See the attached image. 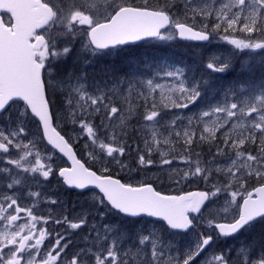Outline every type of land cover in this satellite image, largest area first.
<instances>
[{
	"label": "snow or ice",
	"instance_id": "snow-or-ice-1",
	"mask_svg": "<svg viewBox=\"0 0 264 264\" xmlns=\"http://www.w3.org/2000/svg\"><path fill=\"white\" fill-rule=\"evenodd\" d=\"M176 36L233 51L117 62ZM245 52L264 58V0H0V264H264V235L221 247L264 225V78L212 75ZM153 169L175 194L119 178Z\"/></svg>",
	"mask_w": 264,
	"mask_h": 264
},
{
	"label": "rangeland",
	"instance_id": "rangeland-1",
	"mask_svg": "<svg viewBox=\"0 0 264 264\" xmlns=\"http://www.w3.org/2000/svg\"><path fill=\"white\" fill-rule=\"evenodd\" d=\"M177 44H179L176 40V37L174 39L160 41L158 40L155 44H150L146 46H142L139 48H125L123 55L117 62L126 64V62L131 60H138L145 63H156L158 64L162 60L171 63L176 64L180 66H189L191 68H198L201 72H210V70H206L204 68V64L211 60L213 56H219V55H227L228 53L232 52L233 49L230 45H227L223 41H220L215 36L211 39L208 45L206 46H195V45H189L185 48L177 47ZM78 47V45H77ZM184 54L188 55L189 59H183L180 55L176 54ZM244 54V53H239ZM112 60V58H108L105 62H109ZM216 77L214 84L217 88H225L231 81H222V74H212ZM220 84V85H219ZM188 111V110H185ZM77 155L79 158H81L83 161H87L89 166H94L97 169L100 167L98 164L93 165V162L88 161L87 155L84 152V149L82 146L77 145L75 148ZM131 163V160L128 161ZM63 163V161H62ZM115 167V166H113ZM115 174V173H113ZM157 173L155 170H145L144 172H141L137 174L136 172L129 173L127 170H121L119 171V178H121L122 182L127 181L131 183H136L137 179L140 181H146L154 183V186L158 188V190L166 193L175 194L176 189L169 188L167 186L159 184L155 177ZM55 189H53L54 191ZM202 190V186L197 184H191L186 186L182 191H197ZM62 199H64L67 202V205L69 208L72 207L73 204L76 205V211H79L80 206L83 204V198L78 199L75 203L69 204L68 200L66 199L65 192L62 195ZM257 227L250 233L244 234L237 238V240H228L224 242L221 247L229 246L233 243H239L241 239L246 241H251L253 239H259L262 235H264V227L259 229ZM49 230L53 232V235L49 237V240L53 241L55 240V232L56 231H63L64 229L60 225H56L52 222H49V224L46 226ZM258 231H260L258 235ZM48 241H46V244Z\"/></svg>",
	"mask_w": 264,
	"mask_h": 264
},
{
	"label": "trees",
	"instance_id": "trees-1",
	"mask_svg": "<svg viewBox=\"0 0 264 264\" xmlns=\"http://www.w3.org/2000/svg\"><path fill=\"white\" fill-rule=\"evenodd\" d=\"M157 41L158 40L147 41V42L138 44L136 46L127 47V48L129 49L139 48L142 46L155 44ZM186 46L188 45L177 44V47H181V48H185ZM176 54L180 55L183 59L190 58L187 54L184 55V54H179L177 52ZM238 56H239V59H237L235 62V70L228 74H222V81L232 82L235 79L264 78V63H262V59L264 58H262L259 52H245L244 54H240ZM111 62L112 60H110L109 62L107 61L106 63H111ZM241 63L250 65V71L247 73H241L240 72ZM65 196L70 205L75 203L78 199H81V197H79L75 191H66ZM258 227L259 229H261L264 227V225H259ZM259 233L260 231H258V235Z\"/></svg>",
	"mask_w": 264,
	"mask_h": 264
},
{
	"label": "water",
	"instance_id": "water-1",
	"mask_svg": "<svg viewBox=\"0 0 264 264\" xmlns=\"http://www.w3.org/2000/svg\"><path fill=\"white\" fill-rule=\"evenodd\" d=\"M177 39H178V41L184 42V43H192V44H207L208 43V41H188V40H182V39L179 38V36H177ZM147 40H151V39H146V40H143V41H147ZM143 41H139V42H136L135 44H131V45H128V46H133V45H136V44L141 43ZM64 161H65L66 166H70V162L69 161H66V158H65Z\"/></svg>",
	"mask_w": 264,
	"mask_h": 264
},
{
	"label": "bare ground",
	"instance_id": "bare-ground-1",
	"mask_svg": "<svg viewBox=\"0 0 264 264\" xmlns=\"http://www.w3.org/2000/svg\"><path fill=\"white\" fill-rule=\"evenodd\" d=\"M220 85V84H219Z\"/></svg>",
	"mask_w": 264,
	"mask_h": 264
}]
</instances>
